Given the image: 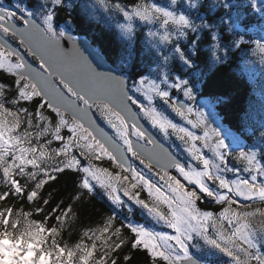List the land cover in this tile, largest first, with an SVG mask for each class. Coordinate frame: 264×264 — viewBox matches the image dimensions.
<instances>
[{
    "label": "snow or ice",
    "instance_id": "1",
    "mask_svg": "<svg viewBox=\"0 0 264 264\" xmlns=\"http://www.w3.org/2000/svg\"><path fill=\"white\" fill-rule=\"evenodd\" d=\"M50 2L48 6L45 0L42 10L34 12L18 0L10 6L0 0V74L10 77L7 81L0 79V181L4 185L0 202L7 204L16 196L47 206L52 193L45 196L43 190L68 172L79 175L77 193L63 208L53 204L51 214L45 213L41 221L29 219L32 211L15 212L12 207L0 210V264H119L116 257L124 247L142 250L145 264H198L190 252L194 239L226 254L231 264H264V227L258 232L250 222L257 215L264 217V208L249 211L250 204L244 203H264L261 153L233 152L221 131L212 126L209 113L196 106V86L182 74L194 67L200 34L204 32L210 36L215 59L227 57L229 49L221 43L220 25L204 17L196 23L191 12L198 0H170L167 8L154 0H117L112 4L100 0L125 21L117 22V27L129 40L135 21L160 22L163 34L149 31L148 35H159L165 43H173V56H163L162 68L167 69L170 59H177L180 68L174 70L175 74L163 70L152 79L130 72L131 45L116 59L108 57L115 68H105L99 52L94 63L74 35L54 27V9L64 0ZM250 3L264 12V0ZM223 7L229 8V3ZM189 33L195 38L188 40ZM10 39L17 42L16 46ZM65 39L70 46H64ZM181 39L188 41L186 47L181 46ZM247 43L243 35H238L233 47ZM254 43L255 49L264 54V42ZM221 50L224 57L218 55ZM27 57H33L37 64L34 66ZM93 109L114 135L97 124ZM144 122L165 141L175 136L194 163L178 159ZM261 136L264 138V133ZM54 143L56 147H52ZM105 158L118 171L94 162ZM231 160L239 161L242 167H233ZM135 161L158 181L146 178ZM170 170L176 174H170ZM229 173L234 178H229ZM97 186L116 207L131 202L167 230L131 221L118 225L116 215L111 214L102 227L83 233L90 246L83 240L71 249L62 245L57 237L63 225L69 217L78 218L75 203L85 195H95ZM142 193H147V199ZM204 198L220 205V209H202L199 204ZM35 211L43 209L36 204ZM53 219L57 226L46 223ZM96 241L101 242L99 258ZM120 258L125 264L131 260L126 253Z\"/></svg>",
    "mask_w": 264,
    "mask_h": 264
},
{
    "label": "rangeland",
    "instance_id": "2",
    "mask_svg": "<svg viewBox=\"0 0 264 264\" xmlns=\"http://www.w3.org/2000/svg\"><path fill=\"white\" fill-rule=\"evenodd\" d=\"M242 1L250 2V0H198L197 7L195 9H192L191 14L193 18H196V23H200L199 17H204L209 22H214L220 25L221 43L224 48L229 49V52L227 57L223 58L220 61H217L213 56V62L219 64L234 60L237 64L236 68L239 69V71H241V73H243V75L249 81H251V83H253L254 86H256V93L259 94V92L262 91V89H264V54L259 53L255 49L254 41L261 40L262 42H264V20L260 24H252L251 27H246L245 23H248V21H245V19L238 14L236 8V6L239 5L240 2ZM14 2L15 0H3V5L10 6ZM18 2L24 6H27L30 10L34 12L41 11L43 5L45 4V0H18ZM106 2L108 4H112L114 2H117V0H106ZM120 2L127 3L124 0H120ZM147 2L151 3L153 2V0H147ZM154 2H156L159 6L166 8L169 7L170 5V0H154ZM179 2L184 3L186 2V0H179ZM225 2L229 3V8L223 7V4ZM204 4L214 5L215 12L216 11L221 12L220 16H217L214 11L211 14V16L203 14L200 8ZM48 6H51L50 0H48ZM54 10L56 13L54 17V27L58 31L61 29L65 31H71L75 37L77 38L80 37L81 35H78L75 32V29L78 27V25L74 20V17L75 18L78 17L77 15L79 13L81 14V16L83 15L85 18H91L94 19L95 21L97 20L99 22H102L103 24L113 25L115 31L118 32V34L120 35V38H123L124 41L127 40L131 43V48H134L133 50L137 48V45L143 47L142 50H149L150 57L145 60L146 61L150 60V62H146L144 67L136 68V70H133L135 75L143 74L145 76H148L149 78L155 79L158 73L163 70H170L173 71V73L175 74L174 70L180 68V62L175 63L178 61L177 59H170L167 69L162 68L163 56L168 55L170 58L173 56L172 53L173 43L171 42L165 43L164 41L160 40L159 35H157L156 37H150L148 35L149 31L158 34H163V29L161 28L159 21L153 23H146L139 20L135 21L134 22L135 31L132 39L129 40L126 34L117 27V22L124 23L125 21H122L121 18L118 17L115 13L110 12L108 9H106L104 5L101 4L100 0H66V1L64 0V4L62 6L55 7ZM255 11L261 13V15L264 16V12L258 11L257 9H255ZM84 12H86L87 14ZM238 35H243L245 39L249 41V43L245 44V46L247 47L243 48L242 46L244 45H242L240 48L233 47V41L238 38ZM206 36L207 37L209 36L207 32L200 34V40H202V42L200 41V52L204 53L206 50H209L212 53L213 50L210 47L212 41H210V43L206 45L207 47L204 46L205 45L204 38ZM194 38H195L194 35L192 33H189L188 40ZM175 39L176 37L173 31V42L175 41ZM10 40L16 42L15 40L12 39ZM187 42L188 41L184 39L180 40V44L182 47H186ZM237 50H239V52L237 53L239 59L233 58V52H236ZM218 55L224 57L223 50H221L218 53ZM32 58L33 57H30V59ZM195 66L196 65H194L193 68L186 70L182 74L185 76V78L190 79L192 83L196 86L197 89L196 106L202 108V110L209 113V120L212 122V126L217 127L221 131L222 136L225 138L226 143L230 145L233 152H238L240 150H256L261 153L260 159L264 161V139L260 140L259 143L256 145H252L251 142L249 143L246 142V144H243L242 141L245 142L243 138L236 136L232 131H229L222 126L221 120L219 119L220 116L219 111L215 109L217 100L213 102L210 97L201 98V96L203 95H201L199 91L202 89V82L204 84L205 82L203 80L200 81L201 78L199 76V72H196L197 74L196 77H194V73H191L195 71L194 70ZM174 94L179 95L178 93H174ZM159 106L161 107L162 110L167 112L170 115V117L176 119L177 122H179L178 118H175L174 114H172L165 105L160 104ZM45 114L47 115V113ZM96 114L101 119V121L108 127V125L102 119L100 114L98 112H96ZM250 114L251 117L249 116ZM254 114H255L254 112L249 113L246 116V118L250 117L254 119L255 116ZM263 117L264 115L260 117L261 121L264 120ZM109 129L112 131L111 128ZM153 131L163 141H165L162 135L157 130L153 129ZM247 132L248 131H246L245 134ZM165 142L173 144V150L176 152V154L181 156L184 163L186 164L194 163L187 156L186 152L183 150V146L181 145V142L178 139H176L175 136L170 137V139ZM33 143H35V140H33ZM76 154L78 158L82 160V165L86 166L87 162L84 161L82 157H79V153ZM208 155H210V153H208ZM94 162L97 163L99 166L109 168L110 171H118L117 169H115L114 165L110 164L107 161L106 158L103 161H99V162L94 161ZM135 164L145 174L146 178H150L153 181H158V177L154 176L152 172H148L146 169H144L143 166L139 165L138 161H135ZM230 164L236 168L242 167V164L239 161L231 160ZM155 170L156 169L154 168L153 171ZM170 174L175 175L176 173L174 170L173 171L171 170ZM228 176L229 178H234L231 173H229ZM97 191L105 195L103 190H99L98 186L96 192ZM142 196L143 198L147 199V193H142ZM244 203L250 204L248 208L249 211H253L257 208H264V203H261L259 200H255L252 202H244ZM211 205L215 206V209L217 211L221 207L220 205L212 202L208 198H204L202 202H200L199 204V206L202 209H208V210H212L209 208L211 207ZM112 214L116 215L118 225L120 223L126 225L127 222L131 221L133 223L146 225L149 228H155L156 230H167L160 225H156L143 209H141L139 206L134 205L131 202H127L126 206L124 207L115 206ZM250 222L252 226L257 229L258 232L261 227H264V217H260L259 215L250 218ZM84 243L89 245V242H87L85 239H84ZM100 243H101L100 241H96L97 249H99V251H101ZM206 247L208 246H205L202 241H200L199 239H194L190 244L191 255L195 254L194 249L196 248L204 257V260L201 262L202 264H231V258L228 257L226 254H224L219 250L211 248L215 253L214 256L213 252L211 250L207 251ZM96 258H99V252L96 253Z\"/></svg>",
    "mask_w": 264,
    "mask_h": 264
},
{
    "label": "trees",
    "instance_id": "3",
    "mask_svg": "<svg viewBox=\"0 0 264 264\" xmlns=\"http://www.w3.org/2000/svg\"><path fill=\"white\" fill-rule=\"evenodd\" d=\"M124 1L127 3L129 2V0ZM236 8L238 14L242 16L245 21H248V23H245L246 27H251L252 24H260L264 20V16H262L261 13L256 12L255 8L251 7L249 1L240 2ZM200 10L203 14L211 16L213 11L215 12V7L211 4H204ZM215 14L220 16L221 12L216 11ZM77 16L78 17L76 18L74 17V20L78 25L75 29L76 34L88 37L107 58L111 56L114 60L121 51H124L125 53L128 52L131 43L120 38V35L115 31L113 25L103 24L97 20L95 21L91 18H85L79 13ZM200 41L202 42V40ZM210 41V36H206L204 38V46L207 47L206 45H208ZM242 47L245 48L247 46L244 45ZM142 48L143 47L138 45L135 50H133L134 48H131L132 56L130 72L132 74H134L133 70L144 67L146 62H150V60H145L150 57V51L142 50ZM238 52L239 50L233 52V58L239 59ZM194 60L196 62V71L198 70L201 75L204 74L206 77L205 84L202 85L200 94L217 100V110L222 115L223 120L231 125L232 128L239 129L245 127L246 129L253 131L252 133H246V136L252 145H256L260 140H263L264 138H262L261 134L264 133V120L261 121L260 117L264 115V89L257 94L256 86H254V84L236 68L237 64L234 60L216 64L213 62V55L209 50H206L204 53L200 52L194 57ZM178 62L179 61L176 63ZM195 74L196 73H194V75ZM0 79L7 81L10 77L7 73H2L0 74ZM24 106L27 107L28 105ZM253 112L255 113L254 119L250 118L251 114L249 115V118H246L249 113ZM56 146L57 145L54 143L53 147ZM17 179H20L21 183H23L22 178L17 177ZM77 180H79V175L68 172L60 174L59 178L54 183L50 182L43 190L45 196H47L48 192L52 193V202L47 206L39 200L33 203L27 201L26 198L13 196L7 204L0 202V210H3L5 207H12L15 212L32 211L33 215L29 219L35 221L44 220L45 213L51 214L53 204L58 203L60 207L63 208L64 205H68L72 202V197L77 193ZM3 187V182L0 181V190H2ZM36 204H39L43 211L37 213L35 211ZM114 208L115 205L108 200L107 196L98 191L95 195H85L82 201L75 203V213L78 214V218L74 220L72 217L68 218V222L63 225L62 234L57 237V240L62 245H67L70 249L74 248L75 244L81 242V240H83L84 243V239L89 242L90 246L91 241L87 238H83V233L90 229L102 227L103 221L108 215L112 214ZM209 208L216 210L215 206L212 205ZM13 218H16L15 215ZM21 221L23 223V218H21ZM46 223L51 224L52 226H57L54 219L48 220ZM125 236H128L127 232L125 233ZM206 249L207 251L211 250L215 256V253L211 248L206 247ZM194 251V255H198L204 260V257L196 248ZM97 252H100L99 249H97ZM125 253L131 257V260L127 262V264H145L147 258L143 251L130 250L128 247H124L120 256L116 257L119 264H125L120 258ZM160 264H163V262L161 261Z\"/></svg>",
    "mask_w": 264,
    "mask_h": 264
},
{
    "label": "water",
    "instance_id": "4",
    "mask_svg": "<svg viewBox=\"0 0 264 264\" xmlns=\"http://www.w3.org/2000/svg\"><path fill=\"white\" fill-rule=\"evenodd\" d=\"M69 34L73 35L71 31H66ZM77 38V37H76ZM77 41L81 47V50L84 51L85 55H87L89 57V59H92L93 62L95 63V53L99 52L101 54V56L103 57L104 60V67L105 68H115L114 64L106 57L105 54H103L99 49H97L96 45H94L92 43V41L86 37V36H82V37H78ZM13 46H16V44L13 41H9ZM62 43L64 44L65 47L70 46L69 42L67 41V39L63 40ZM27 59L32 62L34 64V66L37 64V62L33 59H30V57H27ZM93 113H94V118L97 122V124L103 128L109 135H114L111 130L109 128H107V126H105L103 124V122L98 118V116L96 115L94 109H93ZM144 126L153 134V136L155 138H157L158 140H160L158 138V136L148 127V125L144 122ZM161 141V140H160ZM163 142V141H161ZM164 143V142H163ZM166 147H169L166 143H164ZM151 147V146H148ZM171 149V147H169ZM178 159L181 160V158L177 155ZM182 161V160H181ZM183 162V161H182ZM171 171V170H170ZM173 171V170H172ZM193 259L196 260L198 262V264H201V257L198 255L193 256Z\"/></svg>",
    "mask_w": 264,
    "mask_h": 264
},
{
    "label": "flooded vegetation",
    "instance_id": "5",
    "mask_svg": "<svg viewBox=\"0 0 264 264\" xmlns=\"http://www.w3.org/2000/svg\"><path fill=\"white\" fill-rule=\"evenodd\" d=\"M202 78L205 79L206 78L205 75H202ZM241 128L243 129V127H241Z\"/></svg>",
    "mask_w": 264,
    "mask_h": 264
}]
</instances>
